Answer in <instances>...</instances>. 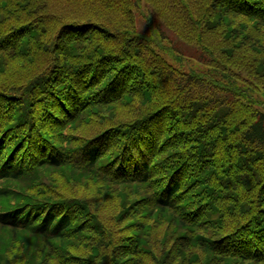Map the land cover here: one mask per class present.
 Listing matches in <instances>:
<instances>
[{
  "label": "trees",
  "instance_id": "trees-1",
  "mask_svg": "<svg viewBox=\"0 0 264 264\" xmlns=\"http://www.w3.org/2000/svg\"><path fill=\"white\" fill-rule=\"evenodd\" d=\"M54 2L79 5L73 22L47 13ZM145 3L160 14L171 6L0 0V264H41L31 240L42 264H142L169 215L184 231L202 232L180 237L169 253L186 250L190 259L200 246L217 262L264 264V112L244 117L235 89L165 63L153 52V27L137 32ZM101 7L124 25L80 21ZM214 11L264 23V0H216ZM135 102L149 109L133 115ZM119 104L130 113L98 119ZM62 171L98 191L132 189L121 219L128 234L117 247L101 249L98 214L59 190L53 176ZM249 191L258 195L255 212L245 206ZM233 216L235 226L223 230Z\"/></svg>",
  "mask_w": 264,
  "mask_h": 264
},
{
  "label": "rangeland",
  "instance_id": "rangeland-1",
  "mask_svg": "<svg viewBox=\"0 0 264 264\" xmlns=\"http://www.w3.org/2000/svg\"><path fill=\"white\" fill-rule=\"evenodd\" d=\"M169 2L171 6L164 14L154 11L146 3L141 4V7L135 12L138 34L148 33V26L153 27L148 35L152 39L153 52H157L165 59L164 62L166 61L178 72L199 74L212 81L215 79L225 87L235 89L242 98L244 117H250L253 113L260 111L264 112V23L257 24L246 17L234 14L229 15L228 20L220 19L219 15L215 11L213 12L216 0H169ZM47 6V13L57 15L58 20L63 17L65 19L63 22H73L74 17L77 16L73 13H78V9L74 8H80L78 4L62 2H54ZM176 7L180 12L174 10ZM101 9L104 8L101 7L97 12L93 11L94 16H81L82 20L80 21L107 23V20H111V25L118 24V28L124 25L122 22L125 18L121 21L119 18L113 20L107 12L103 13ZM68 13L69 16H67ZM128 24L130 21H125V25ZM171 24L175 28L173 31L167 28V25L172 26ZM162 33L167 40L161 38ZM174 50L180 51L182 55L174 53ZM200 57H206L208 64L199 62L197 59ZM247 84L250 85V89L247 88ZM134 105L136 106L133 108V115L142 114L149 109L147 105L140 102L139 104L135 102ZM141 109L143 110L141 111ZM129 111L130 109H124L123 105L119 104L117 108H110V110L102 112V116L98 115L97 117L102 122L111 124V117L117 119L120 114L127 115ZM97 124L102 123L97 122ZM69 175L62 171L54 174L53 180L58 183L57 187L62 193H66L67 196H78L79 199L82 197V200L92 207L93 212L98 214L97 221L103 226L100 236L108 243L103 242L104 246L101 249L108 250L106 245L117 247L122 242L124 235L128 234L122 230L125 226H121V219L124 217L122 213L126 210L123 208L124 203H128L129 199L130 203L133 202V198L129 194L132 189L98 191L99 188L95 184L70 183L74 178ZM247 198L246 208H252L255 212L258 195L256 197L249 191L245 199ZM239 216L225 220L222 229L230 231ZM161 219L163 225L157 227V243L153 244L149 241L151 245L147 248L156 252L149 253L142 264H189V261H192V264H247L235 261L217 262L200 246L190 247V250L193 251L191 256L196 255L190 259H187L186 250L183 252L184 255L169 253L171 250L179 251L175 245L181 247L180 237L189 239L193 234L199 235L202 232L184 231L177 225L173 215H169L168 219ZM162 243H165L166 250L163 249ZM26 244L29 245L31 252L37 254L35 261L42 264L44 258L39 254L40 251H37L39 250L38 244L32 240ZM188 245H190L189 242ZM158 246H160L159 250ZM106 254L104 249L96 260L99 261L100 257ZM48 260L52 261L49 264H57L55 260Z\"/></svg>",
  "mask_w": 264,
  "mask_h": 264
}]
</instances>
